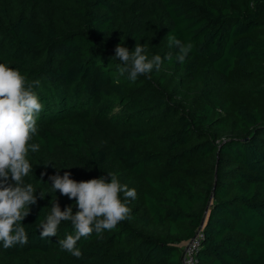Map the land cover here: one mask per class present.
Masks as SVG:
<instances>
[{
	"label": "trees",
	"instance_id": "obj_1",
	"mask_svg": "<svg viewBox=\"0 0 264 264\" xmlns=\"http://www.w3.org/2000/svg\"><path fill=\"white\" fill-rule=\"evenodd\" d=\"M170 34L194 45L183 64ZM120 43L160 55L159 71L120 75ZM0 63L38 80L43 104L28 243L0 242V264H182L201 225L197 264H264V0H0ZM66 171L114 172L137 193L79 259L59 245L70 222L45 240L36 228L56 198L78 210L51 190Z\"/></svg>",
	"mask_w": 264,
	"mask_h": 264
},
{
	"label": "clouds",
	"instance_id": "obj_2",
	"mask_svg": "<svg viewBox=\"0 0 264 264\" xmlns=\"http://www.w3.org/2000/svg\"><path fill=\"white\" fill-rule=\"evenodd\" d=\"M167 40L169 47L178 49L175 59L183 64L194 48L193 43H184L171 34ZM114 52L113 57L120 61V75L127 73L132 82L140 76L150 79L153 70L159 71L163 63L160 55L149 58L146 45L142 44H136L130 51L120 43ZM165 59L172 61L173 54L168 53ZM39 83L38 80L30 82L18 69L0 63V242L4 249L28 243V232L22 221L30 215L31 206L37 204V190L25 178L33 171L29 152L39 150V144L30 143L38 132L37 118L43 110L34 91ZM113 83L119 85L120 81L116 79ZM107 177L76 181L67 171L49 176L51 190L75 200L78 210L73 213L72 206L62 210L57 198L50 201V211L36 227L40 239L55 237L60 224L70 222L74 232L59 240V245L79 259L83 252L77 244L82 238L112 231L131 219L128 202L136 199V190L122 184L114 172H108ZM45 196V192H39L40 199Z\"/></svg>",
	"mask_w": 264,
	"mask_h": 264
},
{
	"label": "built area",
	"instance_id": "obj_3",
	"mask_svg": "<svg viewBox=\"0 0 264 264\" xmlns=\"http://www.w3.org/2000/svg\"><path fill=\"white\" fill-rule=\"evenodd\" d=\"M203 237V225H201L195 236L189 241L183 243L181 247L183 248L182 253V264H197V254L200 248L201 239Z\"/></svg>",
	"mask_w": 264,
	"mask_h": 264
}]
</instances>
